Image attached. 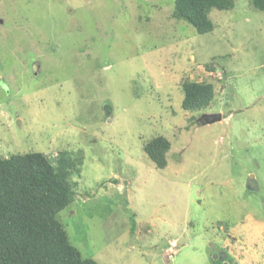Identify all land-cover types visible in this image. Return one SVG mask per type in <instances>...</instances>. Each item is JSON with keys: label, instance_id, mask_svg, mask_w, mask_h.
<instances>
[{"label": "rangeland", "instance_id": "rangeland-1", "mask_svg": "<svg viewBox=\"0 0 264 264\" xmlns=\"http://www.w3.org/2000/svg\"><path fill=\"white\" fill-rule=\"evenodd\" d=\"M233 1L198 33L173 0H0V156L69 160L58 216L98 264H264V11Z\"/></svg>", "mask_w": 264, "mask_h": 264}, {"label": "trees", "instance_id": "trees-1", "mask_svg": "<svg viewBox=\"0 0 264 264\" xmlns=\"http://www.w3.org/2000/svg\"><path fill=\"white\" fill-rule=\"evenodd\" d=\"M264 11V0H250ZM233 0H173L172 15L198 33L212 30L211 9H230ZM182 107L196 109L213 97L210 83L183 84ZM170 142L164 136L148 140L143 150L158 168L166 165ZM68 159H51L42 151L0 156V264H98L84 256L59 219V212L74 202Z\"/></svg>", "mask_w": 264, "mask_h": 264}, {"label": "water", "instance_id": "water-1", "mask_svg": "<svg viewBox=\"0 0 264 264\" xmlns=\"http://www.w3.org/2000/svg\"><path fill=\"white\" fill-rule=\"evenodd\" d=\"M220 119H221V115L219 113L207 114L206 116H204V121L206 123H212ZM251 179H252V182H251ZM246 186L248 189H254L256 187V184L254 183L252 177L248 178Z\"/></svg>", "mask_w": 264, "mask_h": 264}]
</instances>
